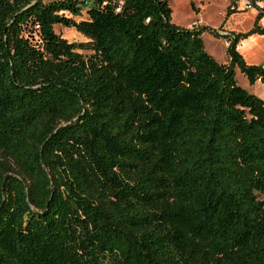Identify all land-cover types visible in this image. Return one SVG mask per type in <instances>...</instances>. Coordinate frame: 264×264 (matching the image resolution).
<instances>
[{
	"label": "trees",
	"instance_id": "1",
	"mask_svg": "<svg viewBox=\"0 0 264 264\" xmlns=\"http://www.w3.org/2000/svg\"><path fill=\"white\" fill-rule=\"evenodd\" d=\"M262 18L220 35L167 0H0V264H264V101L235 80L264 83L237 50Z\"/></svg>",
	"mask_w": 264,
	"mask_h": 264
},
{
	"label": "rangeland",
	"instance_id": "2",
	"mask_svg": "<svg viewBox=\"0 0 264 264\" xmlns=\"http://www.w3.org/2000/svg\"><path fill=\"white\" fill-rule=\"evenodd\" d=\"M171 9V23L175 26L183 28H192L205 26L217 31L220 35L229 33H246L252 28L253 22L257 14L264 9V0H247L250 3L248 9L236 10L228 18H225L229 11L228 0H167ZM242 10V11H241ZM83 13L81 18L85 19ZM260 26H264V18L260 19ZM55 33L72 43H85L87 40L82 35L76 33L72 29L60 26L54 27ZM255 40L249 44V37L239 43L240 53L243 60L248 65H264V35L253 34ZM204 49L206 53L212 56L219 64L227 63L225 53L227 43L222 38H215L208 32L201 35ZM241 44V45H240ZM245 45V46H244ZM81 53L87 54L85 50ZM235 80L237 85L260 99H264V83L256 82L249 85L246 78L235 69Z\"/></svg>",
	"mask_w": 264,
	"mask_h": 264
},
{
	"label": "built area",
	"instance_id": "3",
	"mask_svg": "<svg viewBox=\"0 0 264 264\" xmlns=\"http://www.w3.org/2000/svg\"><path fill=\"white\" fill-rule=\"evenodd\" d=\"M228 1H229V8H230L229 10L234 11V12L236 10H239L238 9L239 6L241 7L242 10L248 9L250 7V3L247 0H228ZM242 42L240 43L242 44Z\"/></svg>",
	"mask_w": 264,
	"mask_h": 264
},
{
	"label": "crops",
	"instance_id": "4",
	"mask_svg": "<svg viewBox=\"0 0 264 264\" xmlns=\"http://www.w3.org/2000/svg\"><path fill=\"white\" fill-rule=\"evenodd\" d=\"M255 40V37H250V39H249V44H251L253 41ZM245 46V45H244ZM237 50H238V52L240 53V46L239 47H237ZM240 55H241V53H240ZM242 56V55H241ZM263 67H264V65H262ZM258 83H260L259 81H257ZM263 101H264V99H262Z\"/></svg>",
	"mask_w": 264,
	"mask_h": 264
},
{
	"label": "bare ground",
	"instance_id": "5",
	"mask_svg": "<svg viewBox=\"0 0 264 264\" xmlns=\"http://www.w3.org/2000/svg\"><path fill=\"white\" fill-rule=\"evenodd\" d=\"M241 45V44H240Z\"/></svg>",
	"mask_w": 264,
	"mask_h": 264
}]
</instances>
